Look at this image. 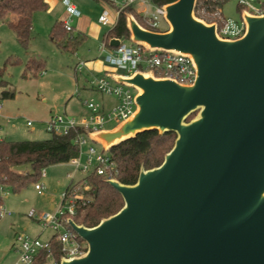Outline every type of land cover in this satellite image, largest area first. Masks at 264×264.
Segmentation results:
<instances>
[{"label":"water","instance_id":"water-1","mask_svg":"<svg viewBox=\"0 0 264 264\" xmlns=\"http://www.w3.org/2000/svg\"><path fill=\"white\" fill-rule=\"evenodd\" d=\"M198 1L165 4L166 30L127 13L132 42L190 55L197 78L112 73L137 89V109L89 136L106 151L152 129L175 133V143L134 184L107 180L123 207L93 227L70 219L87 251L59 264H264V14L243 10L244 34L226 39L195 15Z\"/></svg>","mask_w":264,"mask_h":264},{"label":"rangeland","instance_id":"rangeland-1","mask_svg":"<svg viewBox=\"0 0 264 264\" xmlns=\"http://www.w3.org/2000/svg\"><path fill=\"white\" fill-rule=\"evenodd\" d=\"M141 3V1H138L135 5L138 7ZM261 3H264V0H258L255 2V6H260ZM88 4L97 3L88 0ZM239 5L240 0H229L223 8L224 17L227 20L240 21L242 11L239 10ZM62 15H66V19L69 17L65 4H62L61 9L54 14L46 13L36 16L34 38L29 49H25L20 45L14 30L9 27L6 19L0 18V70L5 69L4 73L0 75V84L1 79L8 82L6 86L0 85V98L3 103L9 104V107L14 111V118L12 119L22 132V135L19 136L21 138H15L16 140H27V138L22 137H32L37 134L40 137L35 139L49 137L51 133L46 129V124L53 114L66 113L77 120L86 116V114L88 115L89 110L84 105L86 98H93L101 105L103 100H107L111 103L108 109L112 108L118 101L114 96L91 89L93 80L106 75L100 68H89L85 65L82 67L83 71H76L78 62L82 60L86 64L85 58L88 57L86 55L89 51H98V58L100 57L101 39L98 42L87 39L82 43L77 53L59 49L52 40V25L57 18L61 19ZM204 21L208 22L207 20ZM142 25L144 26V24ZM169 27L165 19L161 20V30ZM108 30L109 28L106 29V31ZM126 43L131 46L130 40ZM33 53L38 54L36 56H40L47 62V69L36 76L28 70L24 76L28 57ZM10 57L19 58L22 63L7 65L5 68V64ZM93 60H96V58ZM86 70H89V72ZM4 90L9 91L11 95L3 96ZM198 113L199 110L192 112L187 121L195 119ZM28 120L34 123V129L27 127ZM119 124L110 122L106 124L104 129L111 130ZM91 144L99 152L104 151L103 146L99 143L91 141ZM87 148L88 146L85 145L84 152ZM86 160L87 155L84 153L82 163L85 164ZM95 165L96 163L88 173L76 170L75 165L71 162L50 165L45 169V175L40 176L37 181L31 182L18 193H14L8 187H5L3 191L0 189L3 192L1 194L4 198L5 210L0 218V264H15L17 261L18 254L12 247L13 242L16 241L15 234L17 232L25 233L32 238L38 237L42 242H46L51 238L53 230L51 228L44 229L41 221L38 220V216L45 212H51L52 205L58 208L63 201L62 195L70 183L72 181L76 183L86 175L92 174ZM26 169L30 170V166L17 167V170L22 172ZM71 175L74 176L73 180ZM36 183L44 184L42 194H39L36 190ZM32 211L36 214L34 218L29 216ZM48 264H54L52 257L48 258Z\"/></svg>","mask_w":264,"mask_h":264},{"label":"built area","instance_id":"built-area-1","mask_svg":"<svg viewBox=\"0 0 264 264\" xmlns=\"http://www.w3.org/2000/svg\"><path fill=\"white\" fill-rule=\"evenodd\" d=\"M151 3L154 10L151 13L143 15V20L149 29L161 30L160 22L165 19V4H156L153 0H111V3L103 2L104 9L99 18V23L114 28L119 20L122 11L136 2ZM258 0H240L243 10L254 14H264V3L255 6ZM67 6L69 18L64 20L68 30L73 28L72 19L79 17L81 12L73 3V0H63ZM246 29L243 19L240 21L225 19L221 27L218 26V35L221 38L236 39L241 37ZM100 56L110 66L115 67L124 75H132L136 71L153 72L155 77L170 78L181 84H193L197 78V69L193 58L185 53L177 51H167L161 49H149L146 45L131 41L129 46L125 39L117 47H111L107 41H103L99 47ZM85 65L80 62L78 69ZM92 86L106 95L114 96L118 101L110 109L104 107L94 99L84 102L89 110L87 116L77 120L64 114H53L46 124V129L50 133L67 135L71 131H76L74 143L78 147V155L71 159V163L75 165L76 170L88 173L96 163L93 173L104 176L107 179H116L119 169L115 160L109 151L99 152L93 144L89 136L90 132L104 130L106 124L110 122L120 123L127 120L134 114L137 109L136 95L137 89L125 83L116 82L109 75H105L92 81ZM2 103L0 102V109ZM28 125L32 126L33 122L28 120ZM4 139L0 135V141ZM88 148L84 152V146ZM84 153L87 155L86 163H82ZM46 171H42L45 175ZM89 175V174H88ZM87 176V175H86ZM85 176V177H86ZM84 178L78 182L70 183L67 190L63 193L62 204L58 208H53L51 212L42 213L38 216L44 229L51 228L53 235L51 238L42 242L38 237L32 238L25 233L17 235L18 242V259L17 264H36V260L41 251H48V258L52 257L54 264H59L61 258L73 259L82 256L87 251V243L79 236V234L71 227L69 220L74 219L80 204H86L91 201V196L85 194V191L91 188V185ZM74 176L71 175L73 180ZM35 187L38 193H43L44 185L36 183ZM3 187L1 190L3 191ZM5 213L4 206L0 210V215ZM29 216L34 218L36 214L32 211ZM55 239L61 246V257L59 260L52 253V239Z\"/></svg>","mask_w":264,"mask_h":264},{"label":"trees","instance_id":"trees-1","mask_svg":"<svg viewBox=\"0 0 264 264\" xmlns=\"http://www.w3.org/2000/svg\"><path fill=\"white\" fill-rule=\"evenodd\" d=\"M111 3V0H96ZM156 4H167L176 0H153ZM229 0H199L196 4L195 15L208 22H216L219 27L226 19L223 8ZM46 0H0V18H5L9 27L14 30L20 45L29 49L33 37L34 15L37 12L46 11ZM239 5V10L243 11ZM133 12L141 24H144L142 16L136 14L132 6L124 9L119 17L117 25L112 28L106 41L111 38L129 39L130 32L127 28L126 15ZM51 36L59 49L75 53L85 35L76 32L74 28L68 30L63 20L57 21L51 30ZM19 58L10 57L7 65H19ZM26 69L32 70L36 76L45 71L46 61L36 55L30 56ZM5 69L0 70L3 74ZM11 95L9 91H3V96ZM76 131L67 135L51 133L50 137L39 140L0 141V187H8L14 193L20 192L31 182L37 181L42 176V171L48 166L67 163L78 155V147L74 143ZM176 134L165 132L160 134L157 129L146 130L138 133L115 146L109 152L115 160L119 173L118 179L125 184H134L139 176L141 166L151 169L159 166L172 147ZM28 165L30 170L19 172L17 167ZM91 188L85 194L91 196V201L80 204L74 220L78 224L88 227L97 225L103 218L117 213L124 205V199L119 191L108 183L104 176L94 173L85 177ZM69 187V186H68ZM4 206V198L0 193V210ZM1 218V215H0ZM52 253L57 260L61 257V246L53 238ZM49 252L41 251L36 264H45Z\"/></svg>","mask_w":264,"mask_h":264},{"label":"crops","instance_id":"crops-1","mask_svg":"<svg viewBox=\"0 0 264 264\" xmlns=\"http://www.w3.org/2000/svg\"><path fill=\"white\" fill-rule=\"evenodd\" d=\"M46 1H47V4H48L47 10L43 11V12L35 13V15H34V24H35V18H36L37 15H42V14H46V13L54 14L55 12H57L58 10L61 9L62 4H65L63 2V0H46ZM93 1L95 3H97V4H88V0H73V3L79 9V11L81 12V15L79 17H75V18L72 19V25H73V28L75 29L76 32H79V33H81V34L86 36V38L83 40V42L86 41L87 39H92L94 41L96 40L97 42L100 41V39L102 40V42L106 41L107 34L111 30L109 27L104 26V25L99 23V18H100L101 14H102V11L104 9L103 2L96 1V0H93ZM152 7H153L152 2L151 3H145V4L141 3L140 6H138V7L135 4L132 6L134 12L136 14H139L140 16H142V18H143V15H145L146 13H151L152 12ZM128 13H132L135 16V14L133 12H128ZM62 16L63 17H61V19L57 18L55 20V22L53 23V25L57 21H59V20H63L64 21L67 18V17H65L66 15H62ZM64 17H65V19H64ZM53 25H52V27H53ZM107 28H109L108 31H106ZM34 31H35V25L33 27V34H34ZM33 38H34V36L32 37V39ZM52 40H53V38H52ZM128 40H130V39H125L126 42ZM109 41H108V43H109ZM130 42H131V40H130ZM82 43H81V45H82ZM81 45L79 46V48L81 47ZM79 48H78V50H79ZM78 50L75 53H77ZM32 55H38V54L33 53ZM32 55L30 54L28 59ZM86 56H88V57L85 58L86 59V64L85 65L87 67H89V68H91V67L100 68L102 70V72L104 71L107 75H109L114 80H115V78L112 76V73L122 74L115 67L110 66L109 64H107L103 60V58L101 56L98 58V51H89L88 55H86ZM38 57H40V56H38ZM94 58H96V60H93ZM80 62H83V61L81 60ZM80 62H78L77 66H76V71L77 72L83 71V68H81L80 70L78 69V65H79ZM46 69H47V62H46ZM46 69H45V71H46ZM27 71H28V69H26V71L24 72V76L26 75ZM45 71H42L41 73H43ZM86 71L89 72V70H86ZM29 72L33 73L32 70H29ZM89 74H88V76H89ZM7 84H8L7 81H5L4 79H1V84L0 85L6 86ZM91 89L96 90L93 86H91ZM4 91H7V90H4ZM91 99H93V98H91ZM86 100H89V99L86 98L84 100V102ZM0 102L2 103V108L0 109V135L4 136L2 138L4 140H6V141H17L15 138H21L19 136L22 135V132H20L21 130L14 123V119H12V118H14V111L9 107V104L3 103L1 98H0ZM110 104L111 103L109 101L107 102V100H103L102 101V106L104 107V109H108ZM86 116H87V114H86ZM26 125L29 128H32V129L35 128L34 123H33L32 126H29L28 123H26ZM38 137H40L39 134H37L36 136L34 135L32 137H22V138H27V140H39V139H35V138H38ZM90 139H91L92 142L99 143L100 145L103 146L102 143L95 141L91 137H90ZM26 171H28V169H26ZM26 171H24V172H26ZM19 172H22V171H19ZM0 189H1V187H0ZM1 192L2 191H0V193ZM52 208H54V205L51 206V209ZM18 234H19V232H17L15 234V240H16ZM12 247L14 248V250L18 254V250H17L18 242H17V240L13 242ZM15 264H17V261L15 262Z\"/></svg>","mask_w":264,"mask_h":264}]
</instances>
